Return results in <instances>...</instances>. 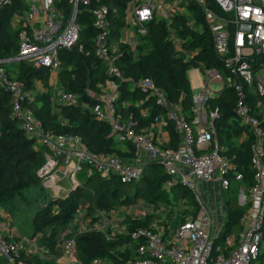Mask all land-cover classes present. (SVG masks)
<instances>
[{
	"label": "built area",
	"instance_id": "obj_1",
	"mask_svg": "<svg viewBox=\"0 0 264 264\" xmlns=\"http://www.w3.org/2000/svg\"><path fill=\"white\" fill-rule=\"evenodd\" d=\"M101 1L24 0L26 7L13 21L20 24L18 53L13 58L0 59V87L11 95L12 115L22 122L27 137L46 148L45 163L39 170L42 182L54 195L64 198L69 193L62 197L61 183L68 181L71 190L77 188L82 183L78 178L81 171L87 172V177L94 174L117 177L129 184L137 183L146 164L155 162L167 174L164 187H185L192 192L197 205L190 204L188 199L177 204H155L135 196L128 205L98 209L93 216L88 214L89 203L81 204L52 246L42 243L40 233L28 237L18 235L7 220L0 222V258L6 264H24L22 254H32L59 264H80L77 236L97 231L104 233L108 240L118 234L129 235L136 248L126 264H264V74L261 73L264 70V0H129L118 42L110 39L111 11ZM3 2L0 0V6ZM196 8L201 11L203 22L196 16ZM84 10L89 12L96 29L90 50L80 43L79 18ZM153 20L165 22L169 30L167 39L187 61L194 60L199 49L184 46L185 39L177 30V21L183 20L185 27L197 31H203L206 25L212 34L214 51L223 67H207L202 62L190 67V78L203 81L199 92L193 93L191 115L185 114L181 102H172L152 77L126 76L118 64L123 56L120 44L128 45L133 59L139 58L142 38L147 36ZM75 46L86 56L93 55L105 68L106 78L95 87L88 84L84 96L66 90L60 78L61 51ZM19 61L48 69L49 86L36 81L35 88H28L9 71ZM72 78H76L75 74ZM213 83L221 87L215 90ZM124 85L129 93L127 98ZM191 87L194 89L192 84ZM226 87L234 89V111L238 122L247 129L240 141L253 138V181L248 188V200L243 191L238 197L243 209L242 228L228 234L223 233L227 221L225 193L230 190L233 179L243 181L244 176L234 159L223 153L226 148L221 144L216 124L219 109L209 105L210 98L220 95ZM50 89L57 91L55 97L51 96L54 108L80 107L105 122L122 153L95 151L79 134L54 132L45 127L30 103ZM135 91L144 93L142 101L133 95ZM151 103L166 112L158 113L147 122L144 119L150 118ZM130 105L140 109L139 116L124 112L123 108ZM170 123L178 135L174 145H168L163 137ZM131 147L135 148L132 156ZM141 153L147 155L144 161ZM127 219L147 223L130 230ZM174 221H177L175 230ZM121 249L124 251L123 246ZM101 263V259L94 261V264Z\"/></svg>",
	"mask_w": 264,
	"mask_h": 264
},
{
	"label": "trees",
	"instance_id": "obj_2",
	"mask_svg": "<svg viewBox=\"0 0 264 264\" xmlns=\"http://www.w3.org/2000/svg\"><path fill=\"white\" fill-rule=\"evenodd\" d=\"M129 0H102L110 8L111 41L118 42L121 29L125 24V9ZM26 7L24 0H8L0 6V59L13 58L19 50L20 24L13 23L15 15L21 13ZM196 16L202 19L201 11L196 8ZM178 19V18H177ZM81 39L87 50L92 46L96 29L90 19V14L84 10L80 15ZM176 24V23H175ZM177 30L185 39L187 49H199L194 60L187 61L178 55L171 42L167 39L169 30L163 20H153L149 23L148 34L142 38L141 54L133 59L128 45L120 44L123 56L118 64L126 76L152 77L167 93L172 102H181L186 115H191L193 104V89L188 77V70L192 65L202 62L207 67H223V62L216 55L213 47V37L208 27L204 25L203 31L191 30L185 27V21H177ZM145 43V44H144ZM144 49L146 52H144ZM63 70L60 78L66 90L76 91L84 96L88 84L95 87L98 81L106 78L105 68L93 55L86 56L78 46L61 51ZM14 64V63H13ZM7 65V64H5ZM11 73L23 80L28 88H35L36 81L49 86V70L35 67L31 62H15ZM72 66L69 70L68 67ZM76 76L75 79L72 75ZM124 85V97L129 93ZM133 95L145 97L143 92L135 91ZM52 90L38 94L36 101L30 103L36 116L42 120L45 127L54 132L79 134L85 143L95 151L122 153L121 146L110 136L109 126L82 108L60 105L54 108L51 104ZM236 93L232 87H226L220 95L210 98L209 105L218 108L220 117L216 124L223 151L234 159L243 173V181L251 185L253 181V168L251 165L252 137L240 141L239 137L246 131V127L238 122L234 106ZM148 105V103H147ZM126 114L134 112L139 116L140 109L134 105L123 108ZM150 121L158 113L166 112L158 105L151 103ZM264 125V121H263ZM171 134H174L173 124H169ZM132 156L134 147H131ZM45 147H39L35 141L26 136L22 122L12 115L11 95L0 87V207L12 208L17 200L27 202L26 191L33 185L40 184L42 179L39 170L45 163ZM162 166L149 162L145 166L144 174L137 183L125 184L117 177L103 178L97 174L81 180V184L72 189L64 198L52 200L48 205L39 207L34 214L32 235L42 234L41 241L50 246L54 245L59 234L65 230L74 215L76 208L81 204L89 203L88 214H95L98 209H111L128 205L141 197L149 203H174L188 199L197 205L192 192L185 187L176 185L171 189L164 187L167 174L158 175ZM133 193H130V191ZM227 221L224 234L241 230L240 214L242 207L238 197L229 196L226 199ZM13 212V210H9ZM129 229L137 225L146 224L143 221L131 222L127 219ZM123 246L124 251L121 247ZM136 243L129 235L118 234L113 240H108L102 232H86L77 236V250L80 264H94L101 259V264H126L134 256ZM21 262L24 264H59L56 260H42L32 254H22ZM0 264L6 262L0 258ZM20 264V263H17Z\"/></svg>",
	"mask_w": 264,
	"mask_h": 264
},
{
	"label": "rangeland",
	"instance_id": "obj_3",
	"mask_svg": "<svg viewBox=\"0 0 264 264\" xmlns=\"http://www.w3.org/2000/svg\"><path fill=\"white\" fill-rule=\"evenodd\" d=\"M7 2L8 0H4L3 3H7ZM13 66L15 67V65ZM261 73L264 74V70ZM188 77L194 88L193 92L194 93L199 92V86L203 83L202 79L201 78L191 79L189 75ZM220 87L221 86L219 84H216V83L212 84V88H214L215 90L219 89ZM56 93L57 91L55 89L52 90V96L55 97ZM137 98L139 102L142 101L141 97H137ZM163 173H164V170L161 169L158 175V178H160ZM86 177H87V172H84V171L83 172L81 171L80 174L78 175V178L80 180H83ZM61 185L63 187V191L60 194L63 197L64 195H66V193H69V191L71 190V184L68 181H64L61 183ZM248 188H249V185H247V183H245L244 181L233 179L230 190L226 191L225 197L226 199L229 198V196H233V197L236 196L240 198V195L243 191L245 193L246 200H248ZM130 193H133L132 189ZM26 194L28 197V201L20 202L21 204L20 209H18L17 211H14L13 214H14V223L19 228L20 233L23 236L28 237V236H31L34 232L33 218H34V214L37 211V209L39 207H44L48 205L52 200L58 199L59 196L57 197L50 190H48L46 186L43 184V182L37 185H33L30 188H28L26 191ZM141 196L142 195H139L138 197L141 198ZM189 203L192 204L191 202ZM243 207L245 209L248 208V206H243ZM176 227H177V221H174L173 229L175 230Z\"/></svg>",
	"mask_w": 264,
	"mask_h": 264
},
{
	"label": "crops",
	"instance_id": "obj_4",
	"mask_svg": "<svg viewBox=\"0 0 264 264\" xmlns=\"http://www.w3.org/2000/svg\"><path fill=\"white\" fill-rule=\"evenodd\" d=\"M163 137L165 138V140H167L168 142H167V144L168 145H174V144H176V141H177V139H178V135H177V133L175 132V130H174V134L172 135L171 134V129H170V127L168 126L167 128H165L164 129V132H163ZM241 137V136H240ZM240 137H239V139H240ZM136 155V154H135ZM131 156V155H130ZM141 159H142V161H144L145 159H147V155L146 154H144V153H141ZM148 161V160H147ZM205 187H208V186H205ZM250 187V186H249ZM20 202H22V201H19V200H17L16 201V203H15V206L14 207H12V208H5V207H1V212H0V222H2V223H4V222H6L7 220H9V221H11V223H12V226H13V228H15L16 229V232L18 233V235H21V236H23L21 233H20V231H19V228L15 225V223H14V211H17L18 209H20ZM13 210V212H10L9 210ZM10 216L8 219L7 218H5L6 216ZM22 215V214H21Z\"/></svg>",
	"mask_w": 264,
	"mask_h": 264
}]
</instances>
